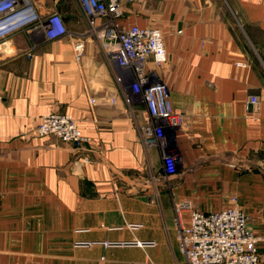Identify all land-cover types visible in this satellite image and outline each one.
Segmentation results:
<instances>
[{
	"label": "crops",
	"instance_id": "crops-1",
	"mask_svg": "<svg viewBox=\"0 0 264 264\" xmlns=\"http://www.w3.org/2000/svg\"><path fill=\"white\" fill-rule=\"evenodd\" d=\"M31 1L42 15L58 12L72 35L17 31L0 40V264H186L176 200L212 212L235 197L264 236V0L124 5L118 24L163 37L166 61L148 56L144 69L182 115L172 176L158 146L143 140L145 106L125 104L130 79L117 81L122 72L86 34L77 0ZM52 112L70 114L87 143L34 133ZM257 249L264 264V241Z\"/></svg>",
	"mask_w": 264,
	"mask_h": 264
},
{
	"label": "built area",
	"instance_id": "built-area-1",
	"mask_svg": "<svg viewBox=\"0 0 264 264\" xmlns=\"http://www.w3.org/2000/svg\"><path fill=\"white\" fill-rule=\"evenodd\" d=\"M136 1L139 0H77V3L87 22L86 34L101 41L110 61L120 68L122 73L117 75V81L123 83L126 76L130 79L123 93L125 104L129 108L135 103L145 106L148 123L140 129L143 140L146 145L158 146L164 174L172 176L178 170V153L172 133L181 126L182 115L173 110L167 85L149 78L144 69L148 56L157 66L166 61L161 31L152 26L118 24L124 14V5ZM98 19L104 20L99 24ZM35 30H40L47 39L64 35L71 38L72 35L56 11L42 15L31 0H0V40L17 31L32 33ZM73 48L79 59L82 43H74ZM93 101L91 98L90 102ZM258 102L257 96L247 100L253 107H257ZM34 133L54 135L77 148L88 141L76 120L67 113L41 115ZM173 210L179 248L186 264H257V243L264 241V236L253 232L248 215L237 206L235 197L231 198L230 205L219 211H198L187 200H176ZM185 211L188 217L182 221L180 215Z\"/></svg>",
	"mask_w": 264,
	"mask_h": 264
},
{
	"label": "rangeland",
	"instance_id": "rangeland-1",
	"mask_svg": "<svg viewBox=\"0 0 264 264\" xmlns=\"http://www.w3.org/2000/svg\"><path fill=\"white\" fill-rule=\"evenodd\" d=\"M46 114V113H45ZM43 115V114H42ZM40 117V116H39ZM39 119V118H38ZM104 244H107V243H104Z\"/></svg>",
	"mask_w": 264,
	"mask_h": 264
}]
</instances>
